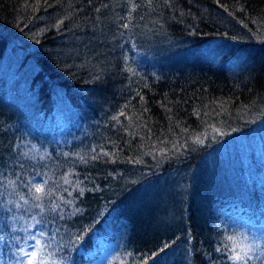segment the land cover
Segmentation results:
<instances>
[{
  "label": "trees",
  "instance_id": "obj_1",
  "mask_svg": "<svg viewBox=\"0 0 264 264\" xmlns=\"http://www.w3.org/2000/svg\"><path fill=\"white\" fill-rule=\"evenodd\" d=\"M136 4L133 11L128 0H0V58L8 50L18 54L15 72L28 69L32 95L21 115L0 105L3 246L10 227L20 224L22 231L45 232V242L49 229L59 228L50 249L66 264H233L227 258L229 249L257 243L264 248V239H256L264 236V196L255 190L246 201V190L243 195L227 194L234 191L230 184L211 181L212 161L204 170L180 175L198 168L221 146L249 140L264 127V0ZM61 20L64 23L56 28ZM115 33L122 34L120 44L111 41ZM95 37L109 41L93 46L90 40ZM127 37L137 48L148 42L146 54L125 45L130 44ZM78 39L90 44L91 59L88 56L85 63L77 62L75 49L69 48ZM217 40L234 49H224L215 61L194 56L196 48ZM234 54L241 62L232 68L228 59ZM100 68L103 85L94 82L93 72ZM21 98L25 101L27 95ZM58 98L82 112L79 128L61 134L68 143L48 140L49 135L43 138L40 132L43 122L54 117ZM122 110L125 115L117 123L112 117ZM27 124L36 132L23 133ZM42 145L49 148L38 155ZM94 148L116 155L93 161ZM21 152L28 154L27 160ZM40 156L45 159L39 161ZM20 162L25 163L23 169ZM172 173L180 177L162 184L177 187L170 195H178L170 225L145 231L138 226L134 233L129 201L145 185ZM63 175L82 183L63 185ZM42 179L49 180L46 187L52 195L41 203L71 201L61 203L64 220L52 221L54 214L46 212L44 224H36L32 217L40 220V209L20 200L28 198V180ZM9 181H16L15 191ZM77 187L85 188L83 195ZM105 232L107 256L97 258V252L92 257L90 253L100 248L95 237ZM166 243L169 247L161 251ZM258 254L259 249L253 252Z\"/></svg>",
  "mask_w": 264,
  "mask_h": 264
},
{
  "label": "rangeland",
  "instance_id": "obj_2",
  "mask_svg": "<svg viewBox=\"0 0 264 264\" xmlns=\"http://www.w3.org/2000/svg\"><path fill=\"white\" fill-rule=\"evenodd\" d=\"M126 36V35H125ZM125 38V37H124ZM130 39V44H125L133 49L136 46V50L142 54H146L148 42L144 44L141 43L140 48L138 47V43L133 44L132 38ZM144 41H148V37L142 36ZM98 41L106 43L109 39L105 38H94L90 40V44L93 46ZM111 41H116L120 44V41H123V37L121 33H115L114 37H111ZM73 45L69 46V48H74L76 53L74 58L76 61L85 63L89 54V42L87 40L78 39ZM113 43V42H112ZM119 44L115 43V47L112 49L114 52L118 51ZM124 45V46H125ZM91 46V48L93 47ZM234 49L228 42L223 41H212L203 46L196 48L194 56L200 60H211L215 61L219 54L224 49ZM100 52L99 54H101ZM73 52H71V55ZM67 55L69 56V52L67 51ZM145 57V55H144ZM91 59V56H89ZM146 58V57H145ZM18 59V54L14 53L11 50H8L4 53V56L0 58V105L2 110L12 112L13 114L21 115V111L24 108H27L28 105L32 101V95L29 87V76L30 74L26 70H18L15 72L16 60ZM161 60L163 57H153L148 56V60ZM228 60H230L229 65L232 68L237 67L241 58L239 54L232 55ZM93 73L97 74L94 77V82H99L102 85L103 82V70L96 69ZM108 73V71H107ZM99 77V78H97ZM3 91V92H2ZM27 95V100L23 101L22 97ZM83 97L88 99L91 97L90 95L83 94ZM58 105L57 110L55 111L54 117L51 120H45L42 124V128L40 130L41 133L44 134L43 138H46L48 135V140H55L57 142L61 141L59 144L63 142L68 143V137H61L62 133L68 129V131L72 134L76 129L79 128L80 115L81 111L75 109L72 110L71 106L64 103L62 98L57 99ZM33 112L31 113V115ZM62 121H66L68 123H62ZM69 124L68 128L67 125ZM77 126V127H76ZM82 127V131H83ZM31 130L32 132H36L31 124H27L26 129L23 131ZM27 133V132H26ZM58 136L60 137L58 139ZM58 144V145H59ZM35 146V143H33ZM70 143L68 144L69 149ZM47 148L48 145L41 146V151L36 152L38 155H41ZM199 167L192 170H182L180 176H184L190 174L191 172H196L200 170H204L205 164L209 161H212L213 167L212 172L213 176H211V181L214 183L216 181H221V183L230 184L232 187V193L228 192L227 194L243 195L244 190H246V194L243 197L246 201L251 200V195H255L259 193L260 197L264 196V127L262 128L260 134L252 136L249 140L245 138H240L236 140V143H230L229 145H224L211 152L208 156L205 157ZM191 173V174H192ZM179 173H172L163 177L156 178L155 182H151L148 185H145V188L142 189L143 195H140L141 192H137L136 195L129 201L126 208L130 211L128 213V217L131 221V226L134 230V233L138 226H140L143 231L152 230L155 227H165L170 225L169 216L174 215L172 212L175 208V202L177 196H170L171 193L175 192L174 188L176 186L172 185H162L164 183H169V181L175 180L180 176H177ZM196 178H199L196 174ZM210 181V182H211ZM251 190V191H250ZM228 191V190H227ZM118 229V228H117ZM253 230V229H252ZM35 234L30 231L25 232L22 231V227L20 224L17 226L10 227V238L8 242L3 246V240L0 239V264H19V257L17 253L19 252L20 247L23 245L27 248V245L24 244L23 238L27 235ZM107 232L100 235L99 237H95L94 242L100 248H97L95 252L90 253L92 257L97 254V258H102L103 256H107L106 249L104 248V244L106 243ZM45 242V240H42ZM29 244H34V241H29ZM47 264H52V261L55 260L56 264H66L59 259L57 254L53 251V248H46L42 253ZM106 258V257H105ZM104 258V259H105ZM26 260V258H25ZM92 264V263H90Z\"/></svg>",
  "mask_w": 264,
  "mask_h": 264
},
{
  "label": "snow or ice",
  "instance_id": "obj_3",
  "mask_svg": "<svg viewBox=\"0 0 264 264\" xmlns=\"http://www.w3.org/2000/svg\"><path fill=\"white\" fill-rule=\"evenodd\" d=\"M46 2V0H45ZM128 2L132 5V10L134 11L136 7L139 5L136 4V0H128ZM146 6L151 7L153 4V0H145ZM163 4L167 6H171V0H163ZM107 7V5H105ZM227 11V9H225ZM97 12L100 11L99 8L96 9ZM231 15V13H229ZM64 21H58L57 24L55 25L56 28H59L61 24H63ZM123 28L127 29L129 27V24L125 23L122 25ZM99 78V77H97ZM140 100L143 101V97H140ZM127 107V105H125ZM147 111V109H145ZM125 113L124 111H120L119 115L113 116L112 119L114 121H117L119 123L120 116H124ZM195 143H201L200 140H196ZM19 147V145L17 146ZM175 147V146H174ZM92 152L94 155L91 156V160L97 161L101 157H110L116 155L115 153H109L106 151H97V149H92ZM21 156L25 158V160L28 159V154L21 152ZM67 155V154H65ZM32 160H36L37 158L35 156L31 157ZM45 159V156H40L39 161H43ZM82 162L87 163V158L85 157H80ZM38 161V162H39ZM136 163H139V161H135ZM19 167L23 169L25 167L24 162L19 163ZM19 179H23L22 175L20 173L17 174ZM39 175V174H38ZM47 176V173L44 174ZM69 175H73V173H70ZM69 175H63L61 176V180L63 181V185H69L72 186L74 183L75 184H80L82 182L76 181L73 182L72 180L69 179ZM49 184L48 179H42V182L36 183L33 182V180H28L25 184L26 187H28V198H25L24 196H20V200L23 202V204L27 205L29 204L30 201L33 202L32 206L35 208L40 209V215L41 219L37 220L35 216L32 217V219L36 222V224H41L43 225L47 217L45 216V213H52L54 214L52 217V221H54L56 218H59L60 220H64L65 216L63 214V210L61 207V203L63 204H69L71 201L68 200H63L62 202H51L48 205H45L41 203L43 200H45L46 197H49L52 195L51 190H49L46 186ZM9 185L13 187V191H15V185L16 181H9ZM57 187H60L58 184ZM76 190L79 192L80 195H83L85 188L83 187H77ZM64 191L68 192V195L71 196L72 192L69 191L68 188H64ZM57 201H60V198H57ZM20 205H17L19 207ZM2 207V205H0ZM76 211H79L77 209ZM25 232H28V229H24ZM51 232V235L48 236V242L42 241L41 237L45 236V232L43 231H38L35 234H30L27 235L23 238L24 244L27 245V248L25 246H21L19 249V252L17 253L19 257V264H47L44 256L42 253L46 248H50L51 244L50 241L54 240L56 237V234L59 233L60 229L56 228L54 232L51 231V228L49 229ZM0 239H3L0 237ZM257 240L264 239V236L259 235L256 237ZM29 241H34V244H29ZM169 245L166 243L163 248H161V251H164L165 248H168ZM259 249V254L253 256V252L255 250ZM217 251H221V249H217ZM26 258V260H25ZM230 261L233 262V264H238V262H246V261H251L253 258H255L257 261H260V264H264V248H261L260 244H254L250 245L247 247H234L228 250V257ZM52 264H56V261L53 260Z\"/></svg>",
  "mask_w": 264,
  "mask_h": 264
}]
</instances>
